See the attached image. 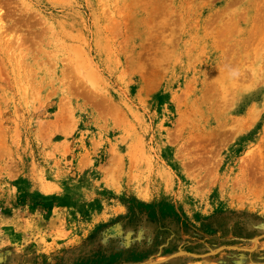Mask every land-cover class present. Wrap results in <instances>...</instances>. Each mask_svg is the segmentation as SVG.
Wrapping results in <instances>:
<instances>
[{
	"label": "rangeland",
	"instance_id": "rangeland-1",
	"mask_svg": "<svg viewBox=\"0 0 264 264\" xmlns=\"http://www.w3.org/2000/svg\"><path fill=\"white\" fill-rule=\"evenodd\" d=\"M0 264H264V0H0Z\"/></svg>",
	"mask_w": 264,
	"mask_h": 264
},
{
	"label": "trees",
	"instance_id": "trees-1",
	"mask_svg": "<svg viewBox=\"0 0 264 264\" xmlns=\"http://www.w3.org/2000/svg\"><path fill=\"white\" fill-rule=\"evenodd\" d=\"M133 260H138V259H133ZM125 261H132V259H127V260H125Z\"/></svg>",
	"mask_w": 264,
	"mask_h": 264
}]
</instances>
